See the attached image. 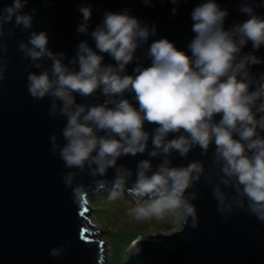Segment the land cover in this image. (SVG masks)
Here are the masks:
<instances>
[{"label": "clouds", "instance_id": "9594fccd", "mask_svg": "<svg viewBox=\"0 0 264 264\" xmlns=\"http://www.w3.org/2000/svg\"><path fill=\"white\" fill-rule=\"evenodd\" d=\"M28 2L13 0L0 9V38L6 35V24L14 23L23 31L33 28L36 9L23 11ZM142 2L145 7L155 6L153 0ZM181 2L188 0H170L177 6L172 15ZM261 6L243 0L239 11L248 18L233 21L226 29L229 11L216 0H204L190 13L194 35L187 52L166 38L153 39L156 26L127 8L105 10L101 23L90 30L93 10L82 5L77 32L89 37L94 48L82 40L71 59L49 49L45 31H31L19 49L34 68L43 70L29 73L28 92L36 100L49 97V115L66 119L63 146L57 135L49 138L52 154L58 152L66 168L80 173L87 169L93 178L115 169L112 195L122 192L132 178L131 170L118 165V160L147 154L149 159L138 162L135 180L127 187L130 195L144 200L145 206L135 209L136 218L160 219L172 212L183 215L185 222L191 217V226L196 227V208L190 203L196 194L186 192L201 176L211 183L210 177L201 161L173 166L170 157L175 152L186 159L196 147L207 155L214 145L212 163L219 168V184L213 196L218 211L240 209L264 222V72L254 75L251 70L264 64L256 55L264 47V16L257 12ZM8 34L14 35V28ZM249 43L252 48L245 52ZM145 45L148 66L137 55ZM0 51L6 52V45L0 43ZM105 55L114 63H105ZM42 61H50V67L45 68ZM131 64L136 66L128 74ZM98 93L103 102H77V96L95 98ZM125 93L134 94L135 104ZM146 123L155 127L146 131ZM170 135L174 138L169 139ZM158 157L161 163L154 170L152 159ZM76 174L64 176L66 186ZM108 183L97 180V190H104ZM61 251L62 246L54 248L50 255L58 257Z\"/></svg>", "mask_w": 264, "mask_h": 264}, {"label": "water", "instance_id": "95a60500", "mask_svg": "<svg viewBox=\"0 0 264 264\" xmlns=\"http://www.w3.org/2000/svg\"><path fill=\"white\" fill-rule=\"evenodd\" d=\"M202 2L204 0L181 2L177 13L172 15V8L177 6L170 0H153L154 7H145L142 0H29L23 11L31 13L36 9L33 28L23 31L22 27L15 28L14 23L4 26L6 35L0 38V43L7 47L6 52L0 51V69H5L0 72L3 76L0 79V264H105L102 235L106 231L91 220L89 198L102 192L110 194L111 182L116 176L115 169H109L106 176L93 178L87 169L80 173L78 169L66 168L59 153L52 154L49 138L57 135L63 146L62 129L66 119L49 115V97L36 100L28 92L29 73L39 74L43 69L32 66L19 44L28 41L31 31H45L49 49L64 52L68 59L75 55L76 45L82 40L87 39L94 48L89 37L77 32L82 20L78 9L90 5L93 10L90 30L101 23L105 10L117 12L127 8L132 15L156 26L157 36L153 39L166 38L179 50L187 52L194 35L190 13ZM216 2L230 13L226 29L233 21L248 18L239 11L243 0ZM247 2L253 7L264 5V0ZM12 3L13 0H0V9ZM257 12L264 16V6ZM13 28L14 35H9ZM251 48L249 43L244 51ZM146 51L147 45L137 52L144 66L150 63L144 58ZM256 55L264 59V47ZM41 63L45 68L50 67V61ZM105 63L114 61L105 55ZM135 66H128V74H132ZM251 70L258 75L264 72V64ZM133 95L125 93V98L135 104ZM103 99L99 93L95 98L77 96V102L82 104L99 103ZM154 127L145 124L146 131ZM171 138L174 135H170ZM214 148L212 145L207 155H202L201 149L196 147L186 159L175 152L170 157L173 166L201 161L205 175L210 177L211 183L201 176L200 182L186 192V195L196 194L190 201L196 208V227L191 226V217L186 222L184 217L180 228L171 233L141 236L122 264H264V222L240 209L224 214L218 211V202L213 196V188L219 184V168L212 163ZM144 159H149L147 154L122 156L118 160V165L132 172L122 193L136 204L127 187L135 180L138 162ZM161 159H152L154 170ZM68 172L77 173L70 186L64 183ZM97 180L109 183L104 190H97ZM220 187L231 194V189H224L222 184ZM61 246V254L52 257L51 250Z\"/></svg>", "mask_w": 264, "mask_h": 264}, {"label": "rangeland", "instance_id": "374dc122", "mask_svg": "<svg viewBox=\"0 0 264 264\" xmlns=\"http://www.w3.org/2000/svg\"><path fill=\"white\" fill-rule=\"evenodd\" d=\"M133 198L137 204L122 192L116 195L102 192L89 198L91 220L106 231L102 235L105 264H122L136 239L147 234L171 233L179 229L184 220L183 215L172 212L160 219H137L135 209L145 204L144 200Z\"/></svg>", "mask_w": 264, "mask_h": 264}]
</instances>
